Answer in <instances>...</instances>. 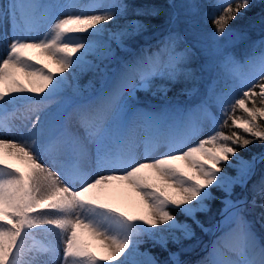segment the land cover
I'll return each instance as SVG.
<instances>
[{"label": "rangeland", "instance_id": "1", "mask_svg": "<svg viewBox=\"0 0 264 264\" xmlns=\"http://www.w3.org/2000/svg\"><path fill=\"white\" fill-rule=\"evenodd\" d=\"M197 1L169 0L174 23L180 18L182 26L195 31L194 42L202 52V65L196 73L199 59L189 58L191 46L180 29L169 27L156 40L136 47L144 26L137 19L115 22L112 17L118 0H0V80L23 68L47 76L53 59H59L77 86L74 90L63 81L58 96L32 99L8 112L6 126L0 125V136L12 140L21 136L22 148L28 152L23 151L21 164H33L34 173L46 186L38 184L57 194L59 217H75L86 223L98 218L105 234L119 244H129L135 256L124 258L120 264H182L185 259L181 255L204 241L205 248L192 258L195 262L205 257L197 264H264V217L259 215L261 226L254 227L244 211L247 204L255 202L246 194V182L258 167L254 156L264 149L247 158L218 133L229 107L236 102L237 90L264 81V34L251 39L235 29H207L205 18L213 14L210 9L230 0H205L203 8L195 7ZM166 71L184 72L198 84L194 91L154 86ZM260 86L264 98V83ZM60 102L70 106L62 112L61 120L53 113L44 136L28 138L29 128L39 115ZM3 106L0 102V110ZM241 107L246 108L242 103ZM261 120L262 109L252 118L237 120L236 125L264 143ZM49 139L53 141L43 143ZM84 139L91 148L86 159L93 163L92 174L68 167L62 159L70 161L65 154L56 156L57 145L71 155L69 146L78 147ZM198 148L226 151L225 160L218 164L222 175H210L208 166L194 162L191 172L196 180L187 181L181 165L162 168L173 182L186 186L195 209L192 217L181 204L166 203L152 190L148 203L157 200L160 209L179 222L167 227L164 241L151 236L138 218L115 207L98 211L76 196L83 189L77 188L82 183L91 185L111 174L151 178L153 171H141L147 162L179 157L184 164L190 163L188 154ZM242 160L249 161L243 173L238 168ZM49 161L52 166L45 167ZM51 170L57 174L56 182L50 178ZM201 171L208 174L203 180L197 179ZM223 176L234 182L229 184ZM0 179L16 182L21 192L26 190L23 169H1ZM261 205L264 208V201ZM9 208L11 212H0V264H104L94 255L76 259L79 250L70 243L72 236L64 245L51 227L46 233L38 232L39 222H43L38 215L43 211H29L18 202L10 203ZM241 228L243 234L253 236L251 241L247 238L252 244L247 250L231 245L233 234ZM158 245L165 250L157 252Z\"/></svg>", "mask_w": 264, "mask_h": 264}, {"label": "bare ground", "instance_id": "2", "mask_svg": "<svg viewBox=\"0 0 264 264\" xmlns=\"http://www.w3.org/2000/svg\"><path fill=\"white\" fill-rule=\"evenodd\" d=\"M55 76H58L59 79L55 80ZM63 81L69 83L74 90L77 89L76 82H74L71 73L68 71L64 62L59 59H53L50 65V74L47 76L40 71L23 68L20 72L14 74V76H7L0 80V102L4 105L0 110V125L3 123L6 126L7 123H4V121L7 122L6 114L10 111L18 110L19 106L25 104L29 100L47 99L49 96H58L61 93ZM64 103L65 102L57 103L46 113L40 114L30 126L28 138L34 139L39 138L40 135L44 136V133L47 132L46 129L48 128V124L51 123L49 118L53 113H58L59 116L57 115V120H61L62 112L70 108L67 103ZM52 141L53 139H49L43 143H51ZM78 147L73 145L69 146L73 153L68 155L67 150H60L59 145H57L58 153L56 156L59 158L65 154L70 161L67 162L66 157L62 159L66 160L68 167H74L75 169L82 168L85 169V173L92 174L94 171L93 163L88 162L86 159V157L91 154L90 144L87 139L81 142L79 141ZM23 151L28 155V152L22 148L21 136L20 139L17 140L0 136V170L16 169L21 171V169H23L26 178V190L22 192L21 188H18L16 182L2 181L0 179V212H11L9 204L13 202L22 204L24 208L29 211H43V215H38V219H41L39 221L43 222H39L40 224L37 231L46 233L47 229L51 227L53 231H55L56 237L62 240L64 245L73 237L70 243L79 250L76 254V259L78 260L83 256L94 255L104 264H120L124 258H134V251L130 249L127 242L119 244L116 238L105 234L99 228L98 225L100 220H98V218H96L97 220L91 219L90 222L86 223L81 220L78 221L75 217L70 219L59 217L55 206L57 194L49 191L48 187H41L39 185H44V183L39 180L36 173H34L33 164L27 166L21 164ZM188 155L191 156V161L187 164H184L179 157L145 163L141 171H153L151 178L145 180L134 178L131 174L121 175L120 171H115L120 173L105 176L91 185H88V182L82 183L77 188L83 187V189L79 190L76 196L87 202L91 208H95L98 211L103 210V208L107 206L115 207L127 215L138 218L151 236L160 241H164L167 227L170 225H179V222L173 215H170L169 212L162 211L157 200L154 204L148 203V201L152 199V190H156L160 193L162 197H164L166 203L172 202L181 204L192 217L194 216L195 209L191 205V196L187 194L189 190L186 189V186H181L177 181L173 182L170 176L165 175L162 168L173 166L174 164L181 165L186 171L183 177L186 178L187 181L196 180L191 172L193 171L194 162L201 166H208L210 175H222L218 164L225 160L227 153L225 150H221L217 153L210 148H198L193 149ZM248 164V160L241 161L238 166L241 173L245 171ZM49 165L52 166L50 161L47 162L45 167L50 168ZM52 171L53 170H51L50 173H52L53 176L50 178L56 182L57 174ZM204 176H208V174L201 171L198 173L197 179L203 180ZM223 177L229 184L234 182V179L229 176ZM62 186L69 194L72 196L74 195V192L67 186L63 184ZM228 202L231 203L230 200H228ZM42 224L44 225L42 226ZM243 232L241 228L239 232H235L231 238V245L236 250H247L252 246V244L248 242L249 240L247 241V238L249 237L251 241L253 236H251L250 233L243 234ZM76 264H80V262Z\"/></svg>", "mask_w": 264, "mask_h": 264}, {"label": "trees", "instance_id": "3", "mask_svg": "<svg viewBox=\"0 0 264 264\" xmlns=\"http://www.w3.org/2000/svg\"><path fill=\"white\" fill-rule=\"evenodd\" d=\"M204 1L198 0L195 3V7H205ZM213 10L214 7L210 9L213 14H209L205 18L207 29H235L238 32L250 35L251 39H257L261 34H264V0H230ZM116 11L112 17L115 22L128 23L132 19H137L144 26L142 27L143 32L138 36L136 47L137 45H144L156 40L168 32L169 27L171 30H182L185 40L191 46L188 49L189 58L199 59L198 64L195 65L196 73L199 72L198 68L202 65V52L196 42H194L195 37L193 34L195 31L182 26L180 18L177 23H174L173 7L169 0H118ZM178 24L179 27H177ZM262 83L244 88L243 91L237 90L236 102L229 107L226 120L218 128V133H221L224 138L229 140L228 145H233L242 156L247 158L261 152L264 149V143L261 142V139L255 140L254 136L238 127L236 121L252 118L257 110H264V98L260 95V85ZM197 84L195 78L187 77L184 72L175 74L169 73V71H166L159 79H156V83L155 81L153 82L154 86L165 85L175 91H194L193 89ZM241 103L245 104L246 108H242ZM260 122L264 125V121L261 120ZM247 188L254 196L255 202L247 204L244 211L250 221L253 222L254 227L259 228L261 223L258 216L264 217V208L261 205L264 201V158L260 161L252 178H250ZM241 195H244L243 190ZM180 217L182 220H186L185 217ZM205 225H210V223ZM206 244L207 241H204L199 247L187 249L188 251L181 255V259H185L182 264H197L202 261L205 257L197 259L195 262L192 261V258L197 257ZM164 250L165 247H160L159 245L158 249H156L157 252H163Z\"/></svg>", "mask_w": 264, "mask_h": 264}, {"label": "water", "instance_id": "4", "mask_svg": "<svg viewBox=\"0 0 264 264\" xmlns=\"http://www.w3.org/2000/svg\"><path fill=\"white\" fill-rule=\"evenodd\" d=\"M262 157H264V151L261 152L260 154L256 155V156H254V158L257 160V164L259 163V161ZM248 183H249V180L246 182V185H248ZM246 194L249 196L250 199L253 198V195L249 192V190L248 191L246 190Z\"/></svg>", "mask_w": 264, "mask_h": 264}]
</instances>
